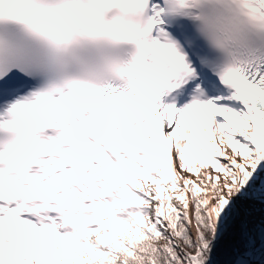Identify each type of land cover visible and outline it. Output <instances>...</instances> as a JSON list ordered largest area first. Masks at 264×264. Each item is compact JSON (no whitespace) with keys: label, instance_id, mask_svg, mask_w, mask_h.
<instances>
[{"label":"snow or ice","instance_id":"snow-or-ice-1","mask_svg":"<svg viewBox=\"0 0 264 264\" xmlns=\"http://www.w3.org/2000/svg\"><path fill=\"white\" fill-rule=\"evenodd\" d=\"M0 264H264V0H0Z\"/></svg>","mask_w":264,"mask_h":264}]
</instances>
